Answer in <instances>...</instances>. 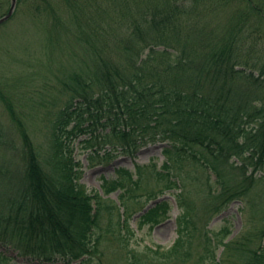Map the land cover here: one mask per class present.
<instances>
[{"label":"trees","instance_id":"16d2710c","mask_svg":"<svg viewBox=\"0 0 264 264\" xmlns=\"http://www.w3.org/2000/svg\"><path fill=\"white\" fill-rule=\"evenodd\" d=\"M156 1L18 0L0 25L6 29L21 13L40 26L47 61L56 62L57 49L60 59L25 109L0 92L20 139L18 148L13 138L0 140L19 159L15 172L0 166L1 247L34 264H264V225L228 242L226 226L208 228L250 190L224 184L219 166L241 159L248 187L264 168V61L253 58L264 0ZM9 6L0 0V17ZM98 126L100 136L93 134ZM87 132L93 164L160 144L161 167L117 168L114 178H101L100 193H88L72 147ZM201 168L217 175L219 188L202 183ZM166 193L180 209L175 242L132 247V221L140 231L168 218L165 199L143 212Z\"/></svg>","mask_w":264,"mask_h":264},{"label":"rangeland","instance_id":"374dc122","mask_svg":"<svg viewBox=\"0 0 264 264\" xmlns=\"http://www.w3.org/2000/svg\"><path fill=\"white\" fill-rule=\"evenodd\" d=\"M149 1L152 5L157 2L156 0ZM159 1L162 2L163 0ZM7 24L9 25H7L6 29H0V92L13 103L16 109L21 107L25 109L30 99L37 100L40 98L39 93L44 86L43 80L51 78L52 71L59 66V64L56 66L57 61L60 60L58 57L59 49L53 54L56 62H49L47 61L49 54V51H47L48 45L45 48L48 42L44 40V35L39 31V25H33L21 13L12 21V24L9 22ZM254 47L256 50L253 58L258 57V61H264V34L259 35V40L254 42ZM255 74L258 75L257 72ZM10 126V119L0 101V140L10 142L13 138L14 145L18 148L20 139ZM43 133L44 131L40 126H37L36 134L39 136L35 134L36 137L41 140L42 137L40 136ZM103 133L104 131L99 126L93 131L94 135L100 136ZM90 134V132L80 134L72 141L73 157L81 165L82 173L79 183L84 186L88 193L94 191L100 193L101 178H114V170L117 168H124L133 172L136 164L147 165L154 163L157 168L161 167L163 156L161 155V147L158 144H149L140 148L133 158L117 154L107 164H93L88 160V154L91 149L86 147L83 142ZM17 163H19V159L15 152L7 150L4 145H0V166L10 167ZM241 164V159L233 156L228 161V164L225 163L223 166H219L221 181L224 184L250 189L246 193L247 196L244 202L242 200L233 201L225 211L214 216L208 225L211 231H218L221 227L226 226L230 230V235L226 242L235 240L242 233L245 234L246 231H252L254 228L264 225L263 215L261 214L264 211V168L261 167L252 174L253 167L249 166L246 176L252 174L254 182L251 183V187H248L250 180L244 181L238 169ZM184 165L183 169L191 170L193 173L191 165L188 163H184ZM11 168L12 170L14 169V172L16 171V167L11 166ZM172 172L170 171V173ZM196 172H198L196 176L201 178L202 183L212 184L213 189L220 187V184L217 183V175L212 170L201 168L200 171ZM174 173L176 174V172ZM182 176H184V179H188V181L185 180V183L191 182L192 177L190 175L183 174ZM116 196L117 192H114L109 195V198L116 202ZM165 197L171 207L167 219L151 229L145 226L140 231L137 230L135 221L131 222V227L135 232V237L131 244L132 247L140 250L158 246L169 248L175 242L177 238L176 218L180 209L172 196L166 193ZM142 200H144V197ZM152 206L153 203L148 202L145 209ZM252 206H255L254 211ZM0 251L8 257L6 264H34V262L30 263L21 258L18 252L12 248L5 249V247L0 246ZM220 252L221 250L217 251V255ZM2 261H0V264H4Z\"/></svg>","mask_w":264,"mask_h":264},{"label":"water","instance_id":"95a60500","mask_svg":"<svg viewBox=\"0 0 264 264\" xmlns=\"http://www.w3.org/2000/svg\"><path fill=\"white\" fill-rule=\"evenodd\" d=\"M16 6H17V0H10V6L7 13L4 16L0 17V25L11 18V16L15 12Z\"/></svg>","mask_w":264,"mask_h":264}]
</instances>
